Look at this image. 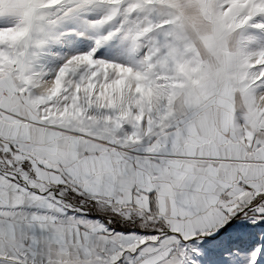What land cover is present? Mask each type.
Returning a JSON list of instances; mask_svg holds the SVG:
<instances>
[{
  "label": "snow or ice",
  "instance_id": "1",
  "mask_svg": "<svg viewBox=\"0 0 264 264\" xmlns=\"http://www.w3.org/2000/svg\"><path fill=\"white\" fill-rule=\"evenodd\" d=\"M0 264H264V0H0Z\"/></svg>",
  "mask_w": 264,
  "mask_h": 264
}]
</instances>
